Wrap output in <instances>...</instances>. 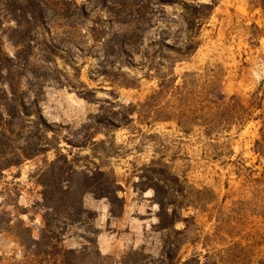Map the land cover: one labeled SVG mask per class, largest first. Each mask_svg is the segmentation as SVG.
<instances>
[{
    "label": "rangeland",
    "instance_id": "obj_1",
    "mask_svg": "<svg viewBox=\"0 0 264 264\" xmlns=\"http://www.w3.org/2000/svg\"><path fill=\"white\" fill-rule=\"evenodd\" d=\"M216 2L199 49L176 65L177 85L186 83L185 90L158 92L159 81L149 72L151 59L155 65L166 62L155 50L149 51L148 59L142 51L134 67L110 59L106 76L99 68L103 50L89 51L91 44L84 53L75 51L68 67L57 61L61 73L53 78L63 85L50 80L40 97L44 118L55 131L49 135L51 147L23 158L1 176L0 212L12 227L0 236V264L3 259L23 258L15 238L18 221L31 229L34 239L40 238L46 213L42 170L60 152L71 160L78 158L80 167L105 172L121 187V203L93 194L83 198L84 207L96 214L97 247L103 256L99 264H125L128 254L141 249L159 254L160 208L148 187L152 174L147 168L153 162L160 164L158 170L166 178H178L166 199L169 208L187 220L176 226L184 230L178 262L194 256L202 262L209 258L211 264L264 261V204L258 195L250 196L242 178L243 166L258 174L264 165L254 152L264 113L256 109L261 104L264 108V0ZM166 11L167 19L179 24L174 16L178 7ZM172 27L173 35L180 32L179 25ZM213 78L227 98L235 97L250 108L253 119L208 137L198 126L196 93L202 83L208 98ZM28 130L34 131L33 126ZM12 145L19 155L24 150L20 143ZM82 236L83 229H73L62 246L78 250ZM234 246L236 257L231 258L228 251Z\"/></svg>",
    "mask_w": 264,
    "mask_h": 264
},
{
    "label": "trees",
    "instance_id": "obj_2",
    "mask_svg": "<svg viewBox=\"0 0 264 264\" xmlns=\"http://www.w3.org/2000/svg\"><path fill=\"white\" fill-rule=\"evenodd\" d=\"M216 6V0L208 3L194 0H0V180L6 169L18 165L23 158L43 154L51 147L53 139L49 135L55 131L44 118L40 97L50 80L61 83L53 78L55 73H61L58 60L68 67L75 61L73 53H84L91 44L89 51L98 47L103 50L104 62L99 68L106 76L110 59L119 64L125 61V66L134 67L135 58L142 51L148 59L149 51L155 50L166 62L155 65L151 59L149 72L159 81L158 92L185 90L186 83L183 87L177 85L176 65L197 52L202 29ZM172 7L179 9L178 15H174L179 24L167 19L166 9ZM176 25L180 32L173 35L172 26ZM121 85L130 87L132 84ZM198 86V126L205 129L208 137L228 133L252 121L250 108L235 97L227 98L214 78L208 98L204 85ZM256 109L264 111L262 104ZM261 116L263 127L254 152L264 161V113ZM29 125L34 131L28 130ZM109 125L114 126L111 122ZM13 142L24 147V150L20 148V155ZM76 159L71 160L69 155L60 152L56 160L45 164L41 186L42 207L46 213L41 236L34 239L31 229L18 221L14 226L19 234L15 238L23 249V258L3 259V264H99L103 259L97 247L96 214L84 207L83 198L93 194L96 199H107L111 204L121 203L118 196L121 187L101 170L78 166L80 160ZM159 166L153 162L147 171L152 174L148 187L154 190L160 208V252L153 256L142 249L133 251L127 255L125 264H211L209 258L202 262L196 256L178 262L184 230H177L176 226L187 220H182L177 209L169 208L171 203L166 200L178 178H166L163 171L158 170ZM261 169L258 175L243 166L242 178L250 196L258 195L264 204V165ZM11 223L0 212V236L8 232ZM73 229H83L85 233L81 237L84 243L78 250L62 246ZM235 248L237 246L228 251L231 258L236 257Z\"/></svg>",
    "mask_w": 264,
    "mask_h": 264
}]
</instances>
